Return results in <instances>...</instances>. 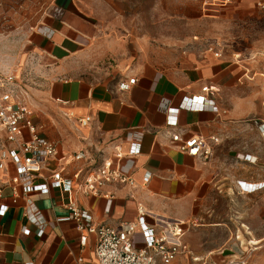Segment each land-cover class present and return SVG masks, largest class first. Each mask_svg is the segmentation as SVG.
Here are the masks:
<instances>
[{
    "label": "crops",
    "instance_id": "0c3cea01",
    "mask_svg": "<svg viewBox=\"0 0 264 264\" xmlns=\"http://www.w3.org/2000/svg\"><path fill=\"white\" fill-rule=\"evenodd\" d=\"M236 3L258 6L256 0H237L229 6ZM53 8L32 38L31 54L43 65L42 74L34 77L41 88L21 85L34 110L33 119L42 126L41 134L56 142L59 156L70 155L71 160L73 153L87 152V158L66 165L64 176L72 177L79 169L84 175L88 168H97L110 158L136 185L107 184L104 191L113 194L110 199L85 195L76 187L28 194L20 188L16 197L5 186L0 195V264L27 260L78 264L80 257L82 264H99L96 235L88 234L83 244L75 222L64 219L69 215L65 204L70 199L90 210L95 223L114 227L136 221L141 204L148 211L147 222L159 230L162 220L186 225L201 216L208 201L223 198L232 202L234 215L247 216L242 220L245 227L235 230L237 239L209 250L193 251L185 245L190 255L180 259L186 264L205 260L226 264L248 255L249 264H264V188L242 193L237 184L238 180L264 181V133L258 126L264 123L263 108L248 92L249 71L239 59L240 52L194 47L154 55L143 46L119 71L94 80L79 73L77 64L91 49L96 22L81 11L76 0H54ZM130 77L136 78L135 83L121 90L120 81ZM201 94L213 98L219 111L180 109L176 125H169L168 108L179 107L184 97ZM87 115L91 122L81 126L79 119ZM175 133L183 140L205 137L211 154L204 158L182 151L172 139ZM134 142L139 143L138 153L132 152ZM118 148L122 154L116 158ZM51 166L57 163L52 161ZM16 173L9 160L1 180ZM247 199L257 202L241 206L239 201ZM31 209L44 219L41 236L27 216ZM133 241L136 247L144 245L140 230ZM191 254L201 260L193 262Z\"/></svg>",
    "mask_w": 264,
    "mask_h": 264
},
{
    "label": "rangeland",
    "instance_id": "374dc122",
    "mask_svg": "<svg viewBox=\"0 0 264 264\" xmlns=\"http://www.w3.org/2000/svg\"><path fill=\"white\" fill-rule=\"evenodd\" d=\"M76 1L96 22L91 49L77 64L82 75L94 80L109 77L143 46L154 55L156 51L210 46L240 52L239 59L249 71L248 92L256 97L264 117V10L259 6L236 3L220 12H205L201 0ZM53 7L54 0H0V76L13 73L22 86L28 83L41 88L34 77L42 74L43 65L31 54L32 38L52 15ZM250 118L255 122V117ZM4 142L0 128V150ZM239 202L243 206L257 200ZM246 217L234 215L232 202L225 198L208 201L201 216L182 225L183 243L193 251L230 243L237 239L236 231L245 227L242 220Z\"/></svg>",
    "mask_w": 264,
    "mask_h": 264
},
{
    "label": "built area",
    "instance_id": "2783aa9c",
    "mask_svg": "<svg viewBox=\"0 0 264 264\" xmlns=\"http://www.w3.org/2000/svg\"><path fill=\"white\" fill-rule=\"evenodd\" d=\"M237 0H202L205 12H219L220 9L229 6ZM257 5L264 10V0H256ZM212 47V46H210ZM219 55L220 53H216ZM136 78L120 81L121 90H129L135 83ZM211 90L210 88L207 89ZM28 94L17 81L13 73L0 76V128L4 136V144L0 150V171L8 170V161L11 160L17 169V173L1 180L0 195L5 186L13 190L18 197L20 188L28 194L33 191L47 193L51 187H60L65 191L76 187V190L85 195L104 196L108 199L113 197L112 193L105 192L104 187L110 183L135 186V179L124 174L114 159L108 158L97 168H88L83 175V169H79L72 177L64 176L66 165L71 161H80L87 158L85 150H79L70 155L59 156L56 142L50 140L40 132L41 125L35 123L34 110L27 101ZM180 109L187 110H212L219 111V107L213 98L206 94L184 97L179 107H170L169 125L177 123V115ZM92 120L90 115L79 119L81 126H87ZM264 133V123L258 124ZM172 139L179 148L192 156L207 158L211 154V148L205 137L193 135L183 140L180 133L172 135ZM211 139L216 140L215 136ZM139 143L134 142L133 153L139 152ZM121 150L116 151V158L121 156ZM55 161L57 167H52L51 162ZM47 171V172H45ZM150 178V175L147 179ZM238 188L242 193L254 192L264 188V181L248 183L238 180ZM66 207L69 215L64 219L75 222L76 227L81 231V241L85 244L88 234H95L97 237L96 257L99 264H186L181 256L190 255L185 248L183 236L185 230L182 223L176 221L171 225L166 221L161 222L158 230L156 226L147 222L148 211L143 205L138 206V219L136 221L122 222L119 227L105 223H95L90 210L82 207L76 200H68ZM30 221L39 227L38 235H43L45 222L39 211L31 209L27 211ZM140 230L144 237V245L136 247L133 241L134 234ZM29 232V230H26ZM193 262L201 259L192 256ZM83 259H78L82 264ZM11 264H37L34 260H27ZM199 264H211L206 260ZM226 264H249L248 255L237 257Z\"/></svg>",
    "mask_w": 264,
    "mask_h": 264
}]
</instances>
